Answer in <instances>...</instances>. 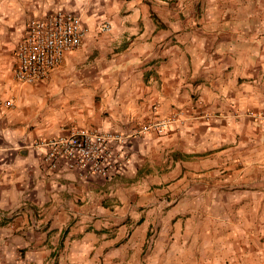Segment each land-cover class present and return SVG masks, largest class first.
Returning a JSON list of instances; mask_svg holds the SVG:
<instances>
[{"label": "crops", "instance_id": "1", "mask_svg": "<svg viewBox=\"0 0 264 264\" xmlns=\"http://www.w3.org/2000/svg\"><path fill=\"white\" fill-rule=\"evenodd\" d=\"M56 9L81 45L17 83ZM0 100V264H264V0H0ZM73 128L118 137V169L47 170L37 142Z\"/></svg>", "mask_w": 264, "mask_h": 264}, {"label": "built area", "instance_id": "2", "mask_svg": "<svg viewBox=\"0 0 264 264\" xmlns=\"http://www.w3.org/2000/svg\"><path fill=\"white\" fill-rule=\"evenodd\" d=\"M111 28L107 21L97 25L98 32ZM82 15L63 9L31 16L26 20L23 37L14 52L12 76L17 83L33 84L58 69L65 55L78 48L85 36ZM6 107L10 101H1ZM166 122L151 124L162 133ZM118 137L91 128H73L66 134L37 142L44 149V167L53 172L76 171L79 175L108 177L116 171L123 155L115 147Z\"/></svg>", "mask_w": 264, "mask_h": 264}, {"label": "rangeland", "instance_id": "3", "mask_svg": "<svg viewBox=\"0 0 264 264\" xmlns=\"http://www.w3.org/2000/svg\"><path fill=\"white\" fill-rule=\"evenodd\" d=\"M101 22H103V21H101ZM0 217H2V218H0V226H2L4 224H7L9 222H11V223L13 222L12 221L13 220L12 216H7V217H4V218H3V216H0ZM24 252H25L24 249H19L17 256L20 259H22L24 257ZM54 253L55 252L52 253L51 257L54 256ZM13 257H14V254L12 253L11 250H5V249L4 250L3 249L0 250V261H1V259H5V261L9 262Z\"/></svg>", "mask_w": 264, "mask_h": 264}]
</instances>
